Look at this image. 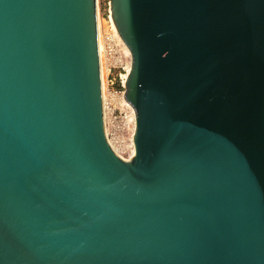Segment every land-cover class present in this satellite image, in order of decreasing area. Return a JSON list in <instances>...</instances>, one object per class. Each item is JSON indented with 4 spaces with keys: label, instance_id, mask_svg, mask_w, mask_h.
<instances>
[{
    "label": "water",
    "instance_id": "95a60500",
    "mask_svg": "<svg viewBox=\"0 0 264 264\" xmlns=\"http://www.w3.org/2000/svg\"><path fill=\"white\" fill-rule=\"evenodd\" d=\"M135 153L105 127L98 0H0V264H264V0H110Z\"/></svg>",
    "mask_w": 264,
    "mask_h": 264
},
{
    "label": "built area",
    "instance_id": "2783aa9c",
    "mask_svg": "<svg viewBox=\"0 0 264 264\" xmlns=\"http://www.w3.org/2000/svg\"><path fill=\"white\" fill-rule=\"evenodd\" d=\"M108 21L102 26L106 133L114 149L122 157L130 158L135 153L136 126L133 116L123 106V99L131 70V52L113 29L110 17Z\"/></svg>",
    "mask_w": 264,
    "mask_h": 264
},
{
    "label": "bare ground",
    "instance_id": "6f19581e",
    "mask_svg": "<svg viewBox=\"0 0 264 264\" xmlns=\"http://www.w3.org/2000/svg\"><path fill=\"white\" fill-rule=\"evenodd\" d=\"M110 11V10H109ZM110 21L112 23V27L113 29L117 32V29L112 21V17H111V11H110ZM98 18H99V38H100V48H101V59H102V78H103V90H104V99H105V80H104V75H105V70H104V65H103V43H102V26H103V23H102V20H101V17H100V12H99V6H98ZM118 34V32H117ZM119 35V34H118ZM120 37V36H119ZM105 125H106V119H105ZM106 127V132H107V126Z\"/></svg>",
    "mask_w": 264,
    "mask_h": 264
},
{
    "label": "rangeland",
    "instance_id": "374dc122",
    "mask_svg": "<svg viewBox=\"0 0 264 264\" xmlns=\"http://www.w3.org/2000/svg\"><path fill=\"white\" fill-rule=\"evenodd\" d=\"M98 6H99V12L100 17L103 22H109V16H110V0H98Z\"/></svg>",
    "mask_w": 264,
    "mask_h": 264
}]
</instances>
